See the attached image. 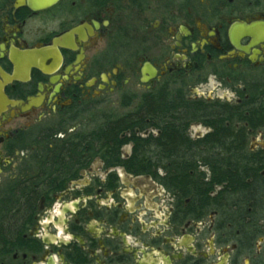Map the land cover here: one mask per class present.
<instances>
[{
	"label": "flooded vegetation",
	"instance_id": "af4514ba",
	"mask_svg": "<svg viewBox=\"0 0 264 264\" xmlns=\"http://www.w3.org/2000/svg\"><path fill=\"white\" fill-rule=\"evenodd\" d=\"M193 73L251 82L249 93L191 101L181 80ZM262 74L264 0H0V264H264V190L248 180L243 220L229 221L221 188H201L204 167L182 176L172 164L189 161L185 153L160 155L171 125L149 110L171 89L202 103L212 122L246 131L264 179V150L250 152L251 134L264 135V78L253 77ZM116 96L140 102L91 129L92 108ZM193 124L210 131L193 140ZM216 125L174 128L184 148L200 149ZM153 129L158 137L143 139ZM129 175L147 193L140 203ZM144 177L174 205H155Z\"/></svg>",
	"mask_w": 264,
	"mask_h": 264
},
{
	"label": "trees",
	"instance_id": "16d2710c",
	"mask_svg": "<svg viewBox=\"0 0 264 264\" xmlns=\"http://www.w3.org/2000/svg\"><path fill=\"white\" fill-rule=\"evenodd\" d=\"M181 94L183 93L180 91L179 93L168 94L164 99L156 100L154 106H150L149 110L153 111L152 118L159 122L158 124L171 125V129L166 130L167 140L164 139L166 143L160 146V155L182 156L185 153L189 161L172 164V170L184 173L182 176L198 173L200 167L207 168L210 173L209 182L204 183L201 188H221L219 198L223 204H220V206L224 205V207L221 206L219 209L229 215V221L243 220L240 215L243 214V206L248 204L246 191L249 188L248 180H253L251 187L255 191L264 190V179L260 176L263 166L258 161H250L248 158L246 131L243 129L232 131L230 128L223 126L222 122H212V114H202V103L188 102L183 96H176ZM207 107L210 109L213 105L210 104ZM151 108L154 109L151 110ZM198 120L210 121L212 125L218 124L216 125L218 130L200 141V149L198 146L195 149H190L188 146L184 148L180 138L182 131ZM129 124L130 121L122 123L125 131L129 129ZM175 126H183V130L179 131L177 129V131L174 128ZM106 131L109 133V138H113L114 132L109 129ZM98 137L95 139L99 140ZM161 140L163 142V138ZM135 157L138 158L137 153ZM195 157L200 158L201 165H199V162H194ZM190 158L192 159L190 160ZM255 183H259L261 186L254 187ZM190 189L194 192L195 198H199V184L194 188L191 186ZM207 194L208 192L205 195ZM256 194L258 198L262 193L256 192ZM251 197V203L258 205L259 202L255 198L256 196L252 195ZM261 205L264 208V203Z\"/></svg>",
	"mask_w": 264,
	"mask_h": 264
},
{
	"label": "rangeland",
	"instance_id": "374dc122",
	"mask_svg": "<svg viewBox=\"0 0 264 264\" xmlns=\"http://www.w3.org/2000/svg\"><path fill=\"white\" fill-rule=\"evenodd\" d=\"M199 73H193L189 75L188 77H183L181 81L184 82L185 89L184 93L191 101H197V100H205L207 102L210 101H221V102H229V103H237L239 102L240 98L242 99L243 96L246 95V92L249 93V87L251 85L248 83L246 85L245 82H238L235 83L232 86H221V83L217 81L216 78L213 76H205L202 75L201 77H198ZM254 76H260L264 78V75H253ZM254 77V78H257ZM253 79V78H252ZM261 79L257 80L260 81ZM253 84V80H252ZM175 89H178L180 85H174ZM248 89V90H247ZM176 92L175 90L171 89V93ZM140 94V93H139ZM122 98L116 96L113 99L110 100H102L100 101L96 106L92 108L91 111V129L96 128L99 129L101 126H104L110 122H117L121 121L123 116L127 113H130L133 111L136 107V104L140 101H132V100H121ZM210 130L203 125L200 124H193L189 130V135L193 140H196L203 136V134L209 132ZM138 133L134 132L136 135ZM131 132H128V136L130 138H134ZM153 135V138H157L159 133L156 130H149L141 134L143 139H146ZM133 146L134 143H129L127 146H125L122 149V157L128 158L133 153ZM259 150H264V135L263 133H255L251 134L250 137V152H257ZM159 174L161 176H164L165 170L163 166H160L158 168ZM201 172H205L206 175L209 177V171L207 168H201ZM126 170H124V173ZM131 178V182L128 183V186L126 187L127 190H129L131 193L136 195V198H139V203L142 201L140 198L142 196L147 195V193L144 191L142 187H139L136 182L135 177L129 175ZM134 180V181H133ZM143 181H148V183L152 184L154 187V195L152 196V202L155 205L166 207L170 205H174L175 196L171 193H168L161 185L160 182L157 181L154 178L150 177H144L142 179ZM159 197V199H156L155 197ZM135 201V200H134ZM150 202V200H149ZM205 220H212V218L207 217Z\"/></svg>",
	"mask_w": 264,
	"mask_h": 264
},
{
	"label": "water",
	"instance_id": "95a60500",
	"mask_svg": "<svg viewBox=\"0 0 264 264\" xmlns=\"http://www.w3.org/2000/svg\"><path fill=\"white\" fill-rule=\"evenodd\" d=\"M34 65V64H33ZM36 65V64H35Z\"/></svg>",
	"mask_w": 264,
	"mask_h": 264
}]
</instances>
